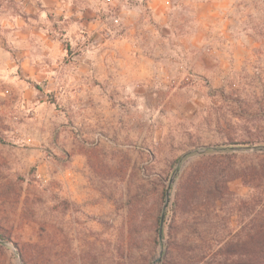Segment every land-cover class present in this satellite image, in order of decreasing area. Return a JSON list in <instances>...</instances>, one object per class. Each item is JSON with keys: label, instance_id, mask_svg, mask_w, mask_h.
<instances>
[{"label": "rangeland", "instance_id": "obj_1", "mask_svg": "<svg viewBox=\"0 0 264 264\" xmlns=\"http://www.w3.org/2000/svg\"><path fill=\"white\" fill-rule=\"evenodd\" d=\"M262 223L264 0H0V264H229Z\"/></svg>", "mask_w": 264, "mask_h": 264}, {"label": "trees", "instance_id": "obj_2", "mask_svg": "<svg viewBox=\"0 0 264 264\" xmlns=\"http://www.w3.org/2000/svg\"><path fill=\"white\" fill-rule=\"evenodd\" d=\"M189 201L188 193L184 189H180L175 194V203L173 212L177 214ZM254 234L248 235L243 241H231L227 244L230 250V256H236L229 264H264V223L253 230ZM0 240L10 242L8 239L0 236ZM240 252L239 254H237ZM19 256L24 264L31 261L30 256L19 251Z\"/></svg>", "mask_w": 264, "mask_h": 264}, {"label": "water", "instance_id": "obj_3", "mask_svg": "<svg viewBox=\"0 0 264 264\" xmlns=\"http://www.w3.org/2000/svg\"><path fill=\"white\" fill-rule=\"evenodd\" d=\"M174 178H171L169 181V186L167 187L166 191H165V195H164V206L163 209L166 210L167 208V204H168V200H169V195H170V191H171V185L173 184ZM163 224V217H161L160 219V227ZM161 235V228L159 229V237ZM0 244H4V242L0 241ZM16 264H21V262L19 261V259H17Z\"/></svg>", "mask_w": 264, "mask_h": 264}, {"label": "built area", "instance_id": "obj_4", "mask_svg": "<svg viewBox=\"0 0 264 264\" xmlns=\"http://www.w3.org/2000/svg\"><path fill=\"white\" fill-rule=\"evenodd\" d=\"M165 6L167 7L169 6V1L165 2Z\"/></svg>", "mask_w": 264, "mask_h": 264}]
</instances>
